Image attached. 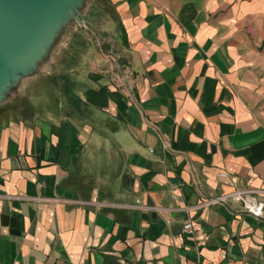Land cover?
Segmentation results:
<instances>
[{
  "label": "crops",
  "instance_id": "obj_1",
  "mask_svg": "<svg viewBox=\"0 0 264 264\" xmlns=\"http://www.w3.org/2000/svg\"><path fill=\"white\" fill-rule=\"evenodd\" d=\"M96 3L106 62L53 51L0 117V264H264V216L194 209L264 189V0Z\"/></svg>",
  "mask_w": 264,
  "mask_h": 264
},
{
  "label": "water",
  "instance_id": "obj_2",
  "mask_svg": "<svg viewBox=\"0 0 264 264\" xmlns=\"http://www.w3.org/2000/svg\"><path fill=\"white\" fill-rule=\"evenodd\" d=\"M58 10L61 16L76 12L78 20L86 21L75 0H0L1 93H7L17 80L24 84L39 74V63L53 52L55 29L49 31L48 24Z\"/></svg>",
  "mask_w": 264,
  "mask_h": 264
},
{
  "label": "rangeland",
  "instance_id": "obj_3",
  "mask_svg": "<svg viewBox=\"0 0 264 264\" xmlns=\"http://www.w3.org/2000/svg\"><path fill=\"white\" fill-rule=\"evenodd\" d=\"M75 2L86 21L81 18L78 20L76 12L75 16H61L58 10V16L48 24L49 31L55 29L52 51L61 52L65 56L74 51H93L94 55L97 54V61L105 63L106 57L113 49V41L108 39V36L113 34L109 17L98 10L97 0H75ZM53 21H57L55 28L52 27ZM84 63L85 60L80 66ZM23 85L22 80H17L14 86L9 85L7 93L4 90L1 93L0 90V117L9 114L10 111L15 113L22 109V104L27 100L37 101L45 91L29 95Z\"/></svg>",
  "mask_w": 264,
  "mask_h": 264
},
{
  "label": "built area",
  "instance_id": "obj_4",
  "mask_svg": "<svg viewBox=\"0 0 264 264\" xmlns=\"http://www.w3.org/2000/svg\"><path fill=\"white\" fill-rule=\"evenodd\" d=\"M220 177L224 182H230V177L227 173H221ZM258 195H264V189L236 190L229 194H225L211 199H206L200 204H198L196 207H194V209L206 208L213 205L225 204L229 201H234L243 205L244 213L251 215L257 219H261L264 216V202L258 199ZM50 201L54 204H58L64 202L65 200L51 199ZM128 207L147 209V207L141 206ZM182 232L186 235H194L195 229L193 221L188 220L184 224Z\"/></svg>",
  "mask_w": 264,
  "mask_h": 264
}]
</instances>
